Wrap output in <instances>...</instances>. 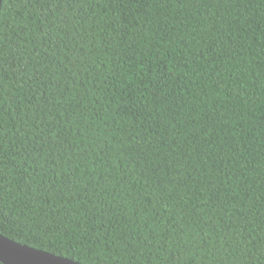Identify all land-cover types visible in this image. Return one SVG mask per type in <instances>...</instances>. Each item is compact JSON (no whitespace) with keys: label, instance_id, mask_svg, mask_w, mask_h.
<instances>
[{"label":"trees","instance_id":"obj_1","mask_svg":"<svg viewBox=\"0 0 264 264\" xmlns=\"http://www.w3.org/2000/svg\"><path fill=\"white\" fill-rule=\"evenodd\" d=\"M0 232L264 264V0H2Z\"/></svg>","mask_w":264,"mask_h":264},{"label":"water","instance_id":"obj_2","mask_svg":"<svg viewBox=\"0 0 264 264\" xmlns=\"http://www.w3.org/2000/svg\"><path fill=\"white\" fill-rule=\"evenodd\" d=\"M2 0H0V8ZM0 262L2 264H83L69 257L13 240L0 232Z\"/></svg>","mask_w":264,"mask_h":264}]
</instances>
